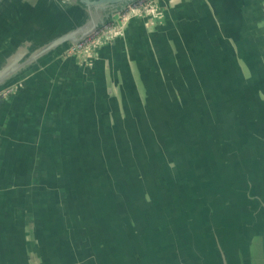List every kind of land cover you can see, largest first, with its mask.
I'll list each match as a JSON object with an SVG mask.
<instances>
[{
  "label": "water",
  "instance_id": "95a60500",
  "mask_svg": "<svg viewBox=\"0 0 264 264\" xmlns=\"http://www.w3.org/2000/svg\"><path fill=\"white\" fill-rule=\"evenodd\" d=\"M142 1L38 0L14 26L17 8L32 3L0 0V103L54 58H75L80 69L70 79L85 87L104 68L102 49L124 39L129 63L137 60L141 71L135 77L129 67L125 121L113 123L84 91L79 105L69 104L59 120L55 111L57 123L45 125L57 136L37 150L54 154L60 188L67 174L82 182L52 237L35 231L28 248L37 264H264V0L182 3L179 68L167 65L172 35L162 39L163 68L145 66L149 53L140 44L143 25L171 21L169 3L150 0L148 13L119 20ZM115 22L120 32L99 37ZM92 39L84 53L70 52ZM22 241L0 238L14 264H27Z\"/></svg>",
  "mask_w": 264,
  "mask_h": 264
},
{
  "label": "crops",
  "instance_id": "0c3cea01",
  "mask_svg": "<svg viewBox=\"0 0 264 264\" xmlns=\"http://www.w3.org/2000/svg\"><path fill=\"white\" fill-rule=\"evenodd\" d=\"M45 1L49 4L55 2V0ZM164 1L173 9L172 11L169 9L170 25L168 23L164 26V22L144 28L142 21H138L133 23L132 27L135 29L141 22L147 33L142 32L143 37L140 40L145 55L149 53V59L144 61L145 66L150 67L157 62L160 68H163L161 59L169 54V50L162 39H167V36L170 38L172 35L173 41H170L172 58L169 55L167 65L174 60L176 63L173 62V64L179 68L177 46L186 48V44L183 38L178 39L179 26L175 24L181 20L180 11L187 9L180 8V5L186 1H191L192 7L194 4L193 0ZM27 2L38 8L36 4L38 0H27ZM44 7L50 8L46 4ZM173 28L177 36H174L171 30ZM126 32L129 35V22L126 23ZM124 40L109 47L108 51L105 48L102 49L104 54L101 63L104 61V68L97 65L99 71L94 72L92 77L94 80L85 87L73 86L70 79L73 73L80 69L75 58L72 56L54 58L48 65L34 71L20 83L15 88L16 94L11 99L0 103V232H2L0 238H12L19 245L22 237L25 236L27 239L25 263L27 264H37L36 252L28 248L29 240L36 238L34 232L48 239L52 237L55 226L59 223V217L64 215L63 210L76 204L74 197L78 196V187L82 182L80 174L76 175L72 181L67 174L66 177H61L66 187L60 188L58 184L61 183L60 170L54 165V154L42 151L43 148L40 153L37 150L38 143L43 141L48 144L47 149L50 148L54 144L53 139L57 136L50 131L49 127L45 128V125L56 124L57 116L59 120L60 114L69 104H80L82 101L80 96L84 91L92 97L94 109L108 108L110 110L113 123L117 122L118 116L121 120H126L129 113V67L132 76L136 77L141 71L137 60L136 62L130 60L131 63H129V40ZM132 40L134 43L139 39L132 38ZM151 50L156 54L150 55ZM159 50L161 57L158 55ZM78 77L84 80V73ZM76 107L77 105H74L73 110ZM55 111L57 116L54 115ZM71 112L74 113V111ZM75 113L80 114L81 111L79 113L75 111ZM38 118H40L39 124ZM69 118L76 119L72 116ZM39 126L43 127L41 131ZM70 181L74 186L76 185L75 191L69 189ZM20 182H24L22 186ZM63 222H65L64 219ZM35 242L37 246V241ZM22 244H24L23 241ZM20 252L18 249L17 253ZM19 261H16L17 264L20 263ZM0 264H14L2 246L0 247Z\"/></svg>",
  "mask_w": 264,
  "mask_h": 264
},
{
  "label": "built area",
  "instance_id": "2783aa9c",
  "mask_svg": "<svg viewBox=\"0 0 264 264\" xmlns=\"http://www.w3.org/2000/svg\"><path fill=\"white\" fill-rule=\"evenodd\" d=\"M148 0H145V1H142L136 5H134L128 13H126L125 15H123V18L124 17H127L128 14H133V13H139V12H147L149 9H146V6H148ZM150 8H151V5L149 4ZM150 11V10H149ZM114 26L115 24L114 23H111L108 27H106L105 29H103L101 32H100V35L99 37H102L103 35H109L111 33H114L116 30H114ZM109 31V32H107ZM102 35V36H101ZM97 38V37H96ZM94 40L95 39H92L90 41H87L85 43H82L78 46H76L74 49H72L70 52H76V53H84L93 43H94ZM7 93L1 95V97H5Z\"/></svg>",
  "mask_w": 264,
  "mask_h": 264
},
{
  "label": "flooded vegetation",
  "instance_id": "af4514ba",
  "mask_svg": "<svg viewBox=\"0 0 264 264\" xmlns=\"http://www.w3.org/2000/svg\"><path fill=\"white\" fill-rule=\"evenodd\" d=\"M46 3L49 4L47 1H46ZM34 8H36V6H31V7H28V6L25 7L24 6V8H20V7L17 8V14H15V18H14L15 20H14V22H12L14 24V26H17L20 23H23L24 21L28 20L29 17L31 16V13H32L31 11ZM12 23L5 24L4 26H8ZM4 26L2 28H4Z\"/></svg>",
  "mask_w": 264,
  "mask_h": 264
},
{
  "label": "rangeland",
  "instance_id": "374dc122",
  "mask_svg": "<svg viewBox=\"0 0 264 264\" xmlns=\"http://www.w3.org/2000/svg\"><path fill=\"white\" fill-rule=\"evenodd\" d=\"M148 2V6H146V9H149V10H151L152 8H150V6H149V4H150V0H148L147 1ZM149 10H148V12H149ZM148 12H146V13H148ZM145 12H143V14H144ZM119 20L120 21H125V18H123V17H121V18H119ZM120 29V30H119ZM121 27H120V25H118V23L117 22H115V26H114V30H119V32L121 31ZM107 32H109V31H107ZM102 36V35H101ZM256 259L258 260V257H256Z\"/></svg>",
  "mask_w": 264,
  "mask_h": 264
},
{
  "label": "bare ground",
  "instance_id": "6f19581e",
  "mask_svg": "<svg viewBox=\"0 0 264 264\" xmlns=\"http://www.w3.org/2000/svg\"><path fill=\"white\" fill-rule=\"evenodd\" d=\"M60 73V72H59Z\"/></svg>",
  "mask_w": 264,
  "mask_h": 264
}]
</instances>
